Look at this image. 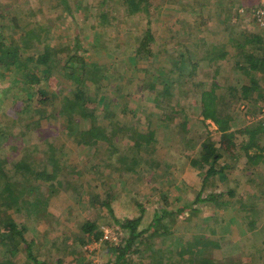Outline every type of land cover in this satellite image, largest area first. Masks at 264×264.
I'll use <instances>...</instances> for the list:
<instances>
[{
  "label": "rangeland",
  "instance_id": "374dc122",
  "mask_svg": "<svg viewBox=\"0 0 264 264\" xmlns=\"http://www.w3.org/2000/svg\"><path fill=\"white\" fill-rule=\"evenodd\" d=\"M229 4L230 0H148V4L142 5L146 11L131 13L126 0H0V35L22 51L24 61L27 53L50 45L59 53L56 56L58 62H65L70 55H78L88 65L95 63L107 69L106 77L100 83L102 90L97 95L100 104L95 107L96 120L80 119L73 132L66 129L64 117L50 118L52 105L50 108L37 106V99L30 102L24 91L26 86L13 85L9 90L8 82L15 78L24 80L25 71L13 68L6 72L4 81L0 78V129H3L0 132V159L7 161L8 168H12L24 159L27 151L36 170L47 167L52 172L54 160H63L68 169L72 167L83 172L73 181L72 189L69 190L65 183L56 195L45 194L48 212L54 217L42 219L32 215L25 218L12 214L17 226L23 228V237L33 243L38 261L56 264L57 259H62L64 264H106L110 256L105 242L95 240L92 235L81 246L76 243V236L89 221L95 222L102 233L105 229L118 227L108 210L91 206L89 201L98 196L102 199L109 196L117 220L137 218L143 213L140 231L147 230L157 218L162 221L159 236L141 246V250L147 252L132 257L141 264H151L156 260L153 251L163 253L164 262L171 260L172 264H190L191 255L186 253L182 256L180 252L182 245L194 243V236L221 242L220 248L209 247L206 251V258L215 264H264V194L261 193L264 190V172H260L264 166L257 170L247 164L245 157L236 162L222 160L221 167L230 162L228 181L222 183L217 180V186L212 187V184L204 186L200 171L191 164L198 155L204 136L209 135L215 141L220 138L217 126L211 121L202 123L203 117L196 109L195 101L199 103L202 90L210 89L216 81L222 87L217 93L222 94L227 93L230 87L241 88L247 81L243 73L235 70L232 56L218 63L220 71L214 79L215 68L202 61L207 44H225L231 37V29L250 33L259 31L252 18L242 13L243 8L239 10L244 15L242 20L233 18L228 23L226 10ZM18 24L26 31L17 28ZM33 29L36 33L30 34ZM148 32L153 41L145 45V50L152 54L137 53L146 43L144 38ZM78 43L80 48L76 46ZM44 69L43 65L30 63L27 70L40 72ZM160 75L169 79L165 83L173 87V96L157 102V95H151L149 84H156L157 91L161 92L163 77ZM180 75L184 76V82L176 80ZM65 80L56 73L43 83L44 88L47 92H61L60 97L73 96L76 89ZM95 87L91 86L92 93ZM23 100H26L24 108H45L48 111V117L46 115L38 125H33L27 134L24 132L29 128L28 124L37 122L43 115L20 114ZM101 100L109 106L105 108ZM178 104L186 108L183 115L190 120L187 138L190 143L192 139L195 143L198 140L195 149H192L193 142L191 148L186 147L181 138L178 125L184 121V116L174 115ZM259 108L264 110V100L251 107L245 102L237 105L232 130L239 145L246 144L248 140L241 135V130L263 123L259 118L264 112L258 113ZM19 114L23 120L18 118ZM94 121L95 126L112 138L100 140L98 144L94 143L96 145L80 144L79 135L76 137L75 132L89 130ZM131 129L143 134L154 132L155 135L149 143L143 141L146 148L137 152L131 149L136 143L129 139ZM22 134L24 145L18 143L17 149L8 140L9 137L20 139ZM49 148L52 153H49ZM256 151L252 149L251 153ZM121 154L126 155L124 161L118 163L117 158L123 157ZM133 165L136 166L135 171L129 172L128 168ZM13 177L21 181L19 176ZM204 187V196L209 192L220 194L234 189L236 197L245 205L237 204L240 213H236L237 209L214 211L202 203L199 205L200 214L192 217L191 212L180 214V208L194 205ZM224 201L231 199L225 196ZM213 212H217L214 217ZM253 214L255 225L250 228L248 217ZM233 216L236 219L229 227L225 221ZM240 225L246 230L241 229V235L237 236L235 228H240ZM213 228L219 233L211 234ZM147 232L145 239L151 235L150 231ZM128 235L127 231H122L120 244ZM66 246L69 247L67 252ZM73 248L79 253L72 254ZM250 256H255L259 262L250 263ZM1 258H4L2 250L0 261ZM26 262L28 258L24 251L14 261L15 264Z\"/></svg>",
  "mask_w": 264,
  "mask_h": 264
},
{
  "label": "trees",
  "instance_id": "16d2710c",
  "mask_svg": "<svg viewBox=\"0 0 264 264\" xmlns=\"http://www.w3.org/2000/svg\"><path fill=\"white\" fill-rule=\"evenodd\" d=\"M126 2L129 5L131 13L141 12L143 10L146 11L142 5L143 3L148 4V0H126ZM65 3L66 2H63V4ZM258 4L259 0H230L229 8L226 10V20L230 23L229 21H232L236 16L244 17V15H241L239 11H237L241 8L245 10V15L253 20L252 11ZM203 5L207 4H201V6ZM68 8L69 7H66V9ZM31 24L32 23L29 25ZM229 27L234 28V26L230 25ZM17 28L26 31L24 26H19V24L17 25ZM36 29L31 30L29 33L35 34ZM259 31L257 33L241 32L240 35L237 34L235 36L231 34V37L228 38L227 42L223 45L218 46L207 44L208 48L203 53L202 61L208 62L210 68H215V73L213 75L214 79L220 71L218 63L227 60V58H230L231 56L233 60H235V70L243 73L244 76H246L245 79H247L241 88L230 87L227 90V93L222 94L217 93L222 87L214 81L210 89L202 90L199 103L195 101L196 109L200 111L199 115L203 117L202 123H205L206 121L213 122L217 126V133L220 135L218 141H215V139L209 135L206 138L204 136L203 141L200 144L198 155L191 160L192 166L200 171L203 177L204 186L212 184V187H216L217 180L222 183L228 181L227 171L231 169L230 162L240 161L242 157L246 158L247 164L254 166L257 170L260 169V166H264V146L262 145V140L264 139L263 123L260 122L253 127L241 130V135L248 138L247 143L243 145L238 144L236 134L232 130L234 113L240 102H245L246 105L251 107V105H258L260 100H264V33L260 29ZM151 40L153 41V37L148 32L147 36L144 38L146 43L141 46L142 49L140 48L137 50V53L145 52L148 55H151V52L145 50L147 48L145 45L149 44ZM76 46L80 48L79 43L76 44ZM27 54L28 57L24 61L22 59V51L14 47L11 42H7V40L0 35L1 80L4 81L3 78L6 77V72H11L13 68L26 72V77L23 76L24 80L15 78L8 82L10 83L9 90L13 85L16 87L26 86V89L24 90L26 98L30 102L37 99V106L44 105L45 107L50 108L52 105L50 118L53 116L64 117L67 122L66 129H70L72 132L74 126L79 123L80 119L87 120L90 118L96 120L95 107L100 104L98 103L97 95L100 94L102 90L100 83L106 77V68L101 67L100 65L98 66L95 63L88 65L84 60L80 59L78 55H70L65 62H58L56 56L59 53L58 51H55L54 48L50 47V45H45L43 49H36ZM35 58H37V61ZM30 63L43 65L45 69L40 72L34 70H31L30 72L27 70ZM56 73L66 79V82H70L71 86L76 89L73 96L60 97L61 92H47V90H45V85L43 83H47ZM170 74H173V72H170ZM160 76L163 77V81L161 82L163 84L161 92L157 91L158 87H156V84H149L151 95H157V102H159L160 99L165 101L173 96L171 94L173 87L168 85V83H165V81H169V79L164 78L162 75ZM159 78L154 80L157 82ZM182 79H184V76L180 75L176 80L184 82ZM91 86H96L94 88L95 92L93 93L90 90ZM26 100H23L22 107L26 104ZM100 102L105 108L109 106L107 103L104 104L103 100ZM185 109V107L178 104L177 110L174 109V115L181 114L184 116V121L178 125V129L186 147L189 146L191 148L193 142L194 145L192 149H195L198 140L196 143L195 139H192L191 143L188 142L187 137L190 133V120L187 116L183 115ZM262 110L263 108H259L258 113ZM47 112L48 111L45 108L35 110H32V107L20 108L19 113L22 115L31 116V114L34 115L35 113L43 115L39 118V122L37 121L28 124L29 128H26L24 134H27L32 130L31 127L33 125H38L47 115ZM20 114L18 118L23 120ZM95 125L96 121L93 122V126L89 130L86 129L81 130V132H75L76 137L79 135L80 144L88 146L96 145L94 143L97 142L98 144L101 142L100 140H108L112 138L108 134L106 135L102 128ZM0 132H3L2 128L0 129ZM130 132L129 139L136 142L131 149H135L137 152L146 148L142 145L143 141L149 143L155 135L154 132L143 134L136 129H131ZM4 134L6 135V133ZM198 139L201 140V138ZM8 141L9 143L13 142L12 146L19 149V146H17L19 145L18 143L24 145L23 134L20 139L17 137H9ZM252 149L257 151L251 153ZM49 153H52L50 148ZM125 155L126 154H121L120 156L123 157L117 158V162H123ZM28 156L29 153L26 151L24 159L15 163L12 168H8L7 161L0 159V251L2 250L4 256V258H1L0 264H15V259L23 251L28 258L26 264H45L38 261L34 255L33 243H29L23 237V228L20 229L17 226L12 214H20L25 218L32 215L38 216V218L42 219L52 217L53 214L51 215L48 212V197L45 196V194L48 192L52 193L51 195H56L61 191V186L65 183L67 187H70L69 190L72 189L73 181L80 178L83 173L72 167L68 169L66 165H63L65 162L63 160H60L59 162L54 160L55 164L52 172H49L47 167L36 170L33 168L32 162H30V156ZM227 159L230 162H226L225 165L221 167L220 161ZM134 163L135 165L137 164L135 161ZM135 167L136 166L134 165L129 167L128 171H135ZM90 168L93 169L94 165ZM260 172H264V170H261ZM13 176H19L21 181L14 179ZM70 178L72 179L69 180ZM204 190H206V187H204L197 195L194 205L180 208L179 213L185 215L188 212H191L190 217L198 215L201 213L199 205L202 203L210 205V208L214 211L221 209L223 212H228L237 209L236 213H240L237 204H240L241 206L245 205L243 201L236 197L237 193L234 189L224 191L220 194H207V196H204ZM261 193L264 194V190H261ZM225 196H228L231 201L225 202ZM89 201H91V206L108 210L114 218L115 225H118L122 231H127L129 233L128 237L123 241L124 243L120 245H112L105 242L110 256V260L106 264H141V262L133 260L132 257L141 256V254L147 252V250L142 251L141 246L159 236L162 222L161 219H155V222H153L147 230L140 231L139 227L141 218L119 221L114 217L111 198L109 196L106 199H102V197L98 196ZM213 213L212 217H214L217 212ZM253 215L248 217V219H250L248 222L250 228L255 225V215ZM235 218L236 216H233L228 220L229 225H231V222L235 221ZM168 230H170V228H168ZM147 231H150L151 235L149 238L145 239L144 236L148 233ZM216 231L217 230L214 228L210 230L213 235L216 234ZM163 234L165 235L166 233H162V235ZM92 235L95 240L100 241L102 231L95 222L89 221L81 227V233H79L78 237L76 236V243L79 242L81 246L85 245ZM193 240L194 243L191 245H182L183 249L180 252V255L184 256L186 253L190 254L192 258L190 264H215L212 259L206 258V251L209 247L220 248L222 245L221 242H210L204 236H194ZM68 248L69 247L66 246V252L69 250ZM70 252L74 255L75 253H79L74 248ZM153 254V258L156 260L151 262V264H172L171 260L164 262L163 253L153 251ZM56 264H64V261L62 259H57ZM77 264H79V262H77Z\"/></svg>",
  "mask_w": 264,
  "mask_h": 264
},
{
  "label": "built area",
  "instance_id": "2783aa9c",
  "mask_svg": "<svg viewBox=\"0 0 264 264\" xmlns=\"http://www.w3.org/2000/svg\"><path fill=\"white\" fill-rule=\"evenodd\" d=\"M241 11L242 13H245L244 9H242ZM252 16L255 24L264 33V0H259V4L252 11ZM259 119L263 121L264 125V115H261ZM114 229L116 231L113 229L103 230L102 237L100 240L102 242H111L112 244L114 243L115 245H120L122 241L120 239V236H122V230L119 227Z\"/></svg>",
  "mask_w": 264,
  "mask_h": 264
},
{
  "label": "crops",
  "instance_id": "0c3cea01",
  "mask_svg": "<svg viewBox=\"0 0 264 264\" xmlns=\"http://www.w3.org/2000/svg\"><path fill=\"white\" fill-rule=\"evenodd\" d=\"M238 11H239V10H238ZM234 13H235V12H234ZM234 18H237V21H240V20H241V16H240V17H239V16H236V17H234ZM237 21H236V22H237ZM230 32H231V34H233L234 36L237 35V34L240 35V33H241V31H240V30H237V28H236L235 30H232V29H231ZM212 193H214V192H209V195L212 194ZM208 207H210V205H208ZM112 208H113V206H112ZM210 209H211V208H210ZM233 210H236V209H233ZM233 210H230V211H233ZM142 212H145V211L142 209ZM228 212H229V211H228ZM234 213H235V212H234ZM210 217H211V215L208 216V218H210ZM137 218H141V223H140V226H141V224H142V222H143V218H144L143 213H141L140 216H138ZM137 218H132V219H137ZM129 219H131V218H129ZM229 219H230V218H229ZM235 219H236V218H235ZM124 220H126V219H124ZM124 220H123V221H124ZM223 221H225V220H223ZM207 223H208V222H207ZM225 223H227L228 226H229V223H228L227 220L225 221ZM233 223H234V222H231V224H233ZM235 223H236V222H235ZM231 226H232V225H231ZM229 227H230V226H229ZM243 228L246 230V228H245L243 225H240V228H238L240 232L238 231L237 228H235V231H236V233H237V236H238V235H241V229H243ZM223 229H226L225 226H224ZM227 229H228V227H227ZM209 230H210V229H209ZM217 232H218V231H217ZM261 232H262V230H261ZM218 233H219V232H218ZM227 234H228V233H227ZM227 234H226V236H227ZM214 235H215V234H214ZM237 236H236V237H237ZM224 237H225V236H224ZM207 252H208V251H207ZM210 255H212V254H210ZM190 259H192V258H190ZM249 259H250V261H249L250 263H251V262L253 263L254 261H255V262H259L257 259H255V256H250ZM191 262H192V261H190V263H191Z\"/></svg>",
  "mask_w": 264,
  "mask_h": 264
}]
</instances>
